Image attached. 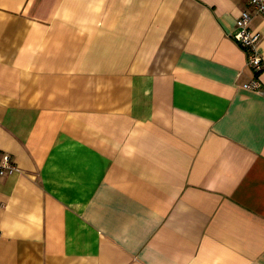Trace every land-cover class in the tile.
<instances>
[{
	"label": "crops",
	"instance_id": "0c3cea01",
	"mask_svg": "<svg viewBox=\"0 0 264 264\" xmlns=\"http://www.w3.org/2000/svg\"><path fill=\"white\" fill-rule=\"evenodd\" d=\"M247 8L0 0V264H264Z\"/></svg>",
	"mask_w": 264,
	"mask_h": 264
},
{
	"label": "built area",
	"instance_id": "2783aa9c",
	"mask_svg": "<svg viewBox=\"0 0 264 264\" xmlns=\"http://www.w3.org/2000/svg\"><path fill=\"white\" fill-rule=\"evenodd\" d=\"M249 8L244 9L235 19L234 31L231 37L245 50L246 62L254 72V77L244 82V88L259 90L260 80L257 75L264 70V56L260 48L261 33L252 28L255 16L264 17V0H247ZM12 154L0 150V176L20 172Z\"/></svg>",
	"mask_w": 264,
	"mask_h": 264
}]
</instances>
